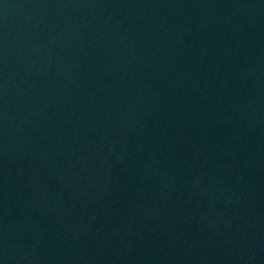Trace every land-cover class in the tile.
Instances as JSON below:
<instances>
[{"label":"water","instance_id":"95a60500","mask_svg":"<svg viewBox=\"0 0 264 264\" xmlns=\"http://www.w3.org/2000/svg\"><path fill=\"white\" fill-rule=\"evenodd\" d=\"M0 264H264V0H0Z\"/></svg>","mask_w":264,"mask_h":264}]
</instances>
